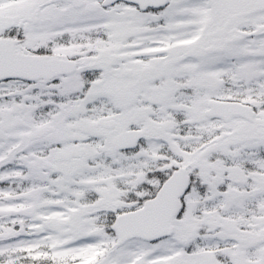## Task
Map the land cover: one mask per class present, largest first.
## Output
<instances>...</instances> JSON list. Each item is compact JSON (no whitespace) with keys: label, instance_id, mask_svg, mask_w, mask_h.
Instances as JSON below:
<instances>
[{"label":"snow or ice","instance_id":"1","mask_svg":"<svg viewBox=\"0 0 264 264\" xmlns=\"http://www.w3.org/2000/svg\"><path fill=\"white\" fill-rule=\"evenodd\" d=\"M0 264H264V0H0Z\"/></svg>","mask_w":264,"mask_h":264}]
</instances>
